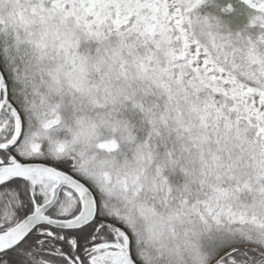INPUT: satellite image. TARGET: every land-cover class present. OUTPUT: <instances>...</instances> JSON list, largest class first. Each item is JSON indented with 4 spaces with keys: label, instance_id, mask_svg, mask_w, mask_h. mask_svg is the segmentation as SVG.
Segmentation results:
<instances>
[{
    "label": "snow or ice",
    "instance_id": "snow-or-ice-1",
    "mask_svg": "<svg viewBox=\"0 0 264 264\" xmlns=\"http://www.w3.org/2000/svg\"><path fill=\"white\" fill-rule=\"evenodd\" d=\"M0 264H264V0H0Z\"/></svg>",
    "mask_w": 264,
    "mask_h": 264
}]
</instances>
